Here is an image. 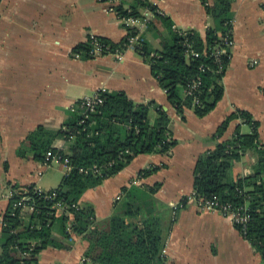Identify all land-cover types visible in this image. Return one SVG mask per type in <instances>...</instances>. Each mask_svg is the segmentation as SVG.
Listing matches in <instances>:
<instances>
[{"label": "crops", "instance_id": "obj_1", "mask_svg": "<svg viewBox=\"0 0 264 264\" xmlns=\"http://www.w3.org/2000/svg\"><path fill=\"white\" fill-rule=\"evenodd\" d=\"M204 1L207 5L214 2ZM229 1L233 44L221 79L222 98L203 118L196 117L192 109H185L181 118L136 52L127 49L120 57L91 59L73 54L77 45L86 44L90 33L116 44L125 38L124 24L110 11L119 0H0V229L12 193L10 185H34L47 192L54 188L45 189L42 177L53 164L66 173L57 163L43 169L32 153L20 157L18 148L38 127L60 129L76 113L72 109L77 102L103 89L105 93L123 92L135 104L153 103L149 108L151 125L157 118L156 107H161L170 118L169 130L176 145L168 157L139 155L117 175L86 190L79 203L92 206L96 224L112 214L122 188L160 183L154 199L157 213L162 214L164 264H264L227 217L199 211L195 203L178 206L181 199L193 194L195 161L214 149L217 140L213 136L227 116L236 110L248 113L257 122L258 140L264 145V0ZM129 2L124 0V9ZM152 2L175 28L193 30L202 39L213 25L203 0ZM151 24L140 38L153 53L160 49V36L166 38L168 33L157 19ZM236 130L242 135L252 132L249 124L236 118L219 142L229 140ZM54 147L67 150L62 140ZM256 163L255 152L247 151L232 165L228 180L252 175ZM161 164L166 168L145 179L137 178L141 170ZM52 235L67 247L41 251L38 264L83 261L86 241L73 233L64 239L58 225Z\"/></svg>", "mask_w": 264, "mask_h": 264}, {"label": "trees", "instance_id": "obj_2", "mask_svg": "<svg viewBox=\"0 0 264 264\" xmlns=\"http://www.w3.org/2000/svg\"><path fill=\"white\" fill-rule=\"evenodd\" d=\"M119 1L111 6L119 19L138 18L148 9L167 30L166 38L160 36L158 51L151 53L145 41H138L134 52L149 65L176 114L183 118L184 110L192 109L196 117L203 118L210 113L222 98L221 79L229 63V56L216 55L215 51L223 47L222 37L231 29L230 1L214 0L207 5L203 0L213 22L204 39L193 30L175 28L168 17L156 12L152 0H130L126 9L124 0ZM126 31L136 33L134 29ZM100 42L120 52L127 45L126 36L117 44L103 38ZM193 52L197 55H191ZM73 54L92 58L87 44L77 45ZM193 83L196 88L189 91ZM101 97L103 104L83 123L79 113H72L60 129L38 127L18 148L20 157L30 152L41 163L47 155H56L61 162L67 160L69 169L58 186L47 192L34 185H10L12 193L0 229V264H38L41 251L66 248L52 235L55 225L64 239L73 233L87 242L80 264H164L161 216L154 199L160 183L122 188L112 214L97 224L92 206L79 203L86 190L117 175L135 157H168L176 145L169 130L170 118L161 107H156L157 118L151 125L149 108L153 103L135 104L123 92L103 93ZM236 118L249 124L252 132L242 135L236 130L229 140L219 142ZM257 126L248 113L239 110L221 122L213 136L217 140L214 149L195 161L193 196L196 200H218L243 213L247 222L233 225L264 259V145L258 140ZM57 140L65 142L66 151L54 147ZM247 151L257 156L254 173L230 182L229 170ZM165 168L166 164L150 165L137 178L145 179ZM180 202L184 206L189 203L186 197ZM23 206L30 210L23 212Z\"/></svg>", "mask_w": 264, "mask_h": 264}, {"label": "built area", "instance_id": "obj_3", "mask_svg": "<svg viewBox=\"0 0 264 264\" xmlns=\"http://www.w3.org/2000/svg\"><path fill=\"white\" fill-rule=\"evenodd\" d=\"M157 1V0H155ZM157 13L161 14V12L156 9ZM110 11H114L113 8L110 7ZM116 14V12L114 11ZM117 15V14H116ZM154 19V12L149 11L148 9H144L142 11V14L138 18H133L130 17L128 19H120V21L124 24L125 28L127 29H134L135 34L134 35H129V32L126 31V40H127V45L125 50L129 49L134 51V48L137 45L138 41H142L140 38V35L144 32L145 29H147L148 24ZM230 32V31H229ZM227 32V34L222 37V43L223 47L216 48L215 54L216 55H228V49L232 46V38L230 37V33ZM86 44L89 47V54L91 57H97L101 55H113L120 57L121 53H123L125 50L122 52L118 50L111 49L110 46L104 45L100 42V37L96 36L93 33H90L86 39ZM189 55V53H187ZM191 55H197L195 52L191 53ZM196 88V84L193 83L189 87V91L193 90ZM105 93L103 89H100L97 93L90 97H85L79 102L75 104V107L72 109L75 112L79 113V115L83 118L80 123H83L85 119L89 118L90 114H93L96 110L97 107L101 106L103 104V99L101 95ZM64 150V148L62 149ZM51 163H57L62 165L65 168V171L69 169L67 160H64L61 162L60 157L54 155L50 157L49 155L46 156L45 162L43 164V169H47ZM41 191V190H40ZM189 203H195L199 209V211L202 212H216L219 213L220 215L227 217L233 224H244L247 222V217L238 211L233 210V208L228 205V204H223L219 202L218 200H203V199H198L196 200L193 196L186 197ZM179 207H182L183 205L178 203ZM56 209L61 210L60 204H56ZM30 208L28 206H23V212H28Z\"/></svg>", "mask_w": 264, "mask_h": 264}, {"label": "rangeland", "instance_id": "obj_4", "mask_svg": "<svg viewBox=\"0 0 264 264\" xmlns=\"http://www.w3.org/2000/svg\"><path fill=\"white\" fill-rule=\"evenodd\" d=\"M62 175L63 174L59 166L53 164V167L48 170L42 177L43 185L47 186L45 189L56 188L58 183L60 182V179L62 178Z\"/></svg>", "mask_w": 264, "mask_h": 264}]
</instances>
